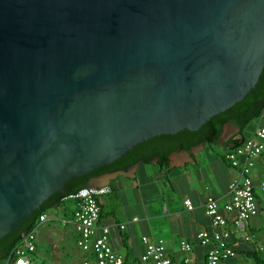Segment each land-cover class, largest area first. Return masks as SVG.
<instances>
[{
  "label": "water",
  "instance_id": "obj_1",
  "mask_svg": "<svg viewBox=\"0 0 264 264\" xmlns=\"http://www.w3.org/2000/svg\"><path fill=\"white\" fill-rule=\"evenodd\" d=\"M263 105L264 0H0V259L38 209L198 167Z\"/></svg>",
  "mask_w": 264,
  "mask_h": 264
},
{
  "label": "crops",
  "instance_id": "obj_2",
  "mask_svg": "<svg viewBox=\"0 0 264 264\" xmlns=\"http://www.w3.org/2000/svg\"><path fill=\"white\" fill-rule=\"evenodd\" d=\"M245 131L250 138L260 121ZM241 139L240 129L225 142L222 149L212 144H203L196 151L197 166L186 164L182 168L167 165L140 163L132 178L115 175L105 186L111 193L100 200L99 226L110 228V243L124 257L126 264H139L144 248L141 237L162 241L171 264H182L183 254L179 243L186 241L191 246V264H205L206 247L197 243L196 235L210 229V221L204 213V203L211 196L223 205L227 201V189L231 181L238 178V171L231 168L224 157L232 148V142ZM168 171V172H167ZM264 177V151L257 158L253 179L257 183ZM102 186V187H105ZM189 200L191 207L184 205ZM258 214L249 223V231L256 235V242L236 244L237 257L222 264H241L245 253L264 244L259 230L264 223V195L257 193ZM74 204L70 201L48 210L46 220L36 227V252L31 264H60L67 262L70 254H77L82 264L92 261L89 255L76 246L77 234L71 224ZM124 226V229H120ZM248 259V258H247Z\"/></svg>",
  "mask_w": 264,
  "mask_h": 264
},
{
  "label": "built area",
  "instance_id": "obj_3",
  "mask_svg": "<svg viewBox=\"0 0 264 264\" xmlns=\"http://www.w3.org/2000/svg\"><path fill=\"white\" fill-rule=\"evenodd\" d=\"M263 120L264 113L260 117V121ZM263 151L264 126H259L250 138L226 153L224 158L231 168L238 171V178L229 183L225 204L220 205L211 196L205 200L204 213L210 221V229L201 230L196 235L197 243L207 248L205 264H222L236 258L235 247L239 241L256 242V235L249 231V223L258 214L257 193L264 195V177L257 183L253 179L255 162ZM110 193L107 186L98 190L86 188L61 200L74 204L70 222L77 234L76 246L89 255L92 264H126L124 257L111 246L110 228L98 225L100 200ZM184 205L190 208L191 202L185 200ZM45 220L46 216L41 215L38 224ZM120 229H124V226ZM259 234L264 238V223ZM141 244L144 251L139 257V264H171L162 241L143 236ZM179 248L184 256L182 264H191V246L181 241ZM256 249L264 253V244H257ZM35 252L36 228L22 236L4 264H31ZM83 264L90 262L85 261Z\"/></svg>",
  "mask_w": 264,
  "mask_h": 264
},
{
  "label": "trees",
  "instance_id": "obj_4",
  "mask_svg": "<svg viewBox=\"0 0 264 264\" xmlns=\"http://www.w3.org/2000/svg\"><path fill=\"white\" fill-rule=\"evenodd\" d=\"M264 113V105L258 110V113L254 116H252L248 121H246L244 123V125L240 128V135H241V139L240 140H237V141H233L232 142V149L240 146L245 140H247V136L245 134V131L247 129H249L251 126H252V123L255 121V120H260V117L262 116V114ZM203 144H212V143H209L207 142L206 140L203 141ZM224 161L226 162V160L224 159ZM227 163V162H226ZM161 166H164L166 163H160ZM78 191V190H77ZM76 191V192H77ZM69 195H66L62 198H60L59 200H57L56 202L50 204L49 206H47L46 208L42 209L39 211V209L37 210V213L35 214L32 222L30 223L29 225V228L27 229V231L25 233H28L30 231H32L33 229H35L38 225V221H39V217L43 214H45L48 210L52 209V208H56V207H59L62 205V199L67 197ZM100 216H101V213H100ZM24 233V234H25ZM23 234V235H24ZM22 235V236H23ZM22 236L16 240L13 245L7 250L6 252V255L3 259H0V264H4L5 261L7 260V258L9 257L12 249L20 242V240L22 239ZM237 251V249H235ZM246 257L252 261L253 264H264V253L259 251L258 249H253L251 252L249 253H245Z\"/></svg>",
  "mask_w": 264,
  "mask_h": 264
},
{
  "label": "rangeland",
  "instance_id": "obj_5",
  "mask_svg": "<svg viewBox=\"0 0 264 264\" xmlns=\"http://www.w3.org/2000/svg\"><path fill=\"white\" fill-rule=\"evenodd\" d=\"M258 121L255 120L252 124H256ZM70 258L68 259L67 262H60V264H82L81 258L77 254H70ZM231 264H236L235 262H232ZM241 264H253L251 260L249 259H244V261L241 262Z\"/></svg>",
  "mask_w": 264,
  "mask_h": 264
}]
</instances>
